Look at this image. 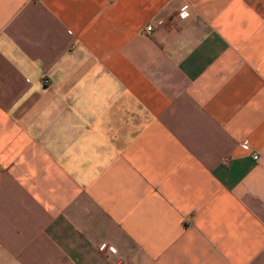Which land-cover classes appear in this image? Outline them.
<instances>
[{
    "label": "crops",
    "instance_id": "0c3cea01",
    "mask_svg": "<svg viewBox=\"0 0 264 264\" xmlns=\"http://www.w3.org/2000/svg\"><path fill=\"white\" fill-rule=\"evenodd\" d=\"M0 264H264V0H0Z\"/></svg>",
    "mask_w": 264,
    "mask_h": 264
},
{
    "label": "built area",
    "instance_id": "2783aa9c",
    "mask_svg": "<svg viewBox=\"0 0 264 264\" xmlns=\"http://www.w3.org/2000/svg\"><path fill=\"white\" fill-rule=\"evenodd\" d=\"M180 14H182L184 16L187 14V12H186V6L183 7V9H182V11H181ZM150 29H151V26L148 25L147 26V30H150ZM242 145L245 146V147H249V143H247V142H243ZM253 157L254 158H258V154L257 153H253Z\"/></svg>",
    "mask_w": 264,
    "mask_h": 264
}]
</instances>
